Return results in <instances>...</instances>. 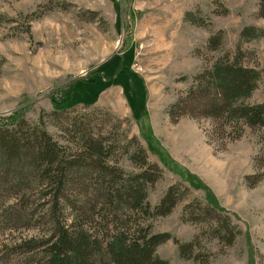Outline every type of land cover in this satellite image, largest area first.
Masks as SVG:
<instances>
[{"label": "rangeland", "instance_id": "1", "mask_svg": "<svg viewBox=\"0 0 264 264\" xmlns=\"http://www.w3.org/2000/svg\"><path fill=\"white\" fill-rule=\"evenodd\" d=\"M258 11V0H0V123L20 116L34 127L43 119L51 138L71 153L75 147L65 126L52 115L56 104L76 105L62 120L88 116L95 133L114 137L111 165L126 175L137 173L128 160L136 139L148 163L161 169V178L147 186L151 207L169 187L191 185L168 216L147 223L154 234H168L180 243L197 238L198 258L181 259L169 240L156 250L161 260L264 264L263 132L197 114V103L178 107L194 78L224 57H237L260 73L244 104L264 102V20ZM246 27L263 35L240 42ZM219 32L222 40L210 50L209 39ZM84 102L93 104L85 108ZM15 192L2 195L0 220ZM26 200L34 211L30 223L0 221V264L44 257L41 250L16 253L23 242L46 240L53 231L40 216L44 211L37 198ZM204 201L222 209L236 226L232 245L214 240L204 224L185 221L184 207Z\"/></svg>", "mask_w": 264, "mask_h": 264}, {"label": "trees", "instance_id": "2", "mask_svg": "<svg viewBox=\"0 0 264 264\" xmlns=\"http://www.w3.org/2000/svg\"><path fill=\"white\" fill-rule=\"evenodd\" d=\"M258 2V17L264 20V0ZM262 35L263 31L246 27L239 38L244 42ZM221 40L219 32L209 39L208 48L217 49ZM236 59L220 58L198 74L187 98L178 107L200 104L197 114L259 129L264 136V102L255 106L244 104L256 90L260 73ZM115 68L114 71L118 66ZM87 81L94 90L95 82ZM92 104L84 102L83 106L89 108ZM55 106L52 117L61 118L63 132L75 147L71 153L51 138L43 119L34 127L20 116L0 123V200L5 191H16L14 203L1 212L5 217L0 221L7 226L30 223L34 211L26 198L32 196L44 211L40 216L53 229L46 240L31 239L17 247L19 255L42 251V261L26 264H168L157 256L156 250L169 240L177 246L181 259L197 260V238L180 243L168 234H154L152 225L147 223L168 216L189 194L191 185L169 187L159 204L151 207L147 186L155 184L162 171L148 163L140 143L132 139L136 142L135 150L128 158L137 173L126 175L110 163V155L116 150L114 137H105L101 131L95 133L91 125L94 120L88 116L63 121L76 105ZM160 163L166 167L163 161ZM183 213H189L185 221L204 224L209 235L225 246L232 245L239 233L224 217L223 210L209 201L188 204Z\"/></svg>", "mask_w": 264, "mask_h": 264}]
</instances>
